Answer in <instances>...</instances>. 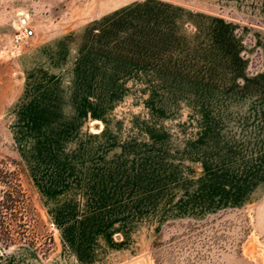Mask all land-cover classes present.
Listing matches in <instances>:
<instances>
[{
    "label": "rangeland",
    "instance_id": "1",
    "mask_svg": "<svg viewBox=\"0 0 264 264\" xmlns=\"http://www.w3.org/2000/svg\"><path fill=\"white\" fill-rule=\"evenodd\" d=\"M258 35L264 0H0V163L30 240L0 264H264V168L242 169L264 149L210 132L203 90L261 73Z\"/></svg>",
    "mask_w": 264,
    "mask_h": 264
},
{
    "label": "crops",
    "instance_id": "2",
    "mask_svg": "<svg viewBox=\"0 0 264 264\" xmlns=\"http://www.w3.org/2000/svg\"><path fill=\"white\" fill-rule=\"evenodd\" d=\"M217 42L224 45L223 50H230V46L233 43L230 33H226ZM257 42L261 45L262 58L264 60V35H258ZM231 54L232 56H238L236 52H231ZM232 56L227 57L231 58ZM238 74H243L242 70ZM212 86L215 88H212ZM206 87L203 90L209 91L211 89L217 93L213 100L214 104L210 100L204 105L210 109L208 122L215 124L209 127V131L216 133L218 129L223 128L222 130L227 137L254 140L253 142L250 141L247 146L264 149V70L256 76H246L245 82L242 83L224 84L222 86L207 84ZM259 151L264 153L263 150ZM263 168L264 162L260 158L242 169L258 171L263 170ZM244 177L240 179L241 181L237 185L231 183L225 186V191L227 188L232 200L239 199L245 194L248 180L246 179V182H243Z\"/></svg>",
    "mask_w": 264,
    "mask_h": 264
},
{
    "label": "trees",
    "instance_id": "3",
    "mask_svg": "<svg viewBox=\"0 0 264 264\" xmlns=\"http://www.w3.org/2000/svg\"><path fill=\"white\" fill-rule=\"evenodd\" d=\"M21 177L18 166L0 163V242L5 246L30 241L26 233L29 199Z\"/></svg>",
    "mask_w": 264,
    "mask_h": 264
},
{
    "label": "built area",
    "instance_id": "4",
    "mask_svg": "<svg viewBox=\"0 0 264 264\" xmlns=\"http://www.w3.org/2000/svg\"><path fill=\"white\" fill-rule=\"evenodd\" d=\"M23 32L26 36H29L33 33V30L32 29H28V28H24L23 29Z\"/></svg>",
    "mask_w": 264,
    "mask_h": 264
}]
</instances>
